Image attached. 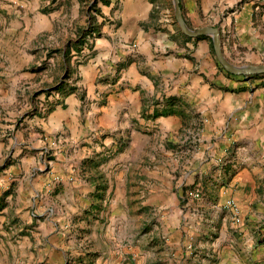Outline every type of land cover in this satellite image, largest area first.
<instances>
[{"label":"crops","instance_id":"0c3cea01","mask_svg":"<svg viewBox=\"0 0 264 264\" xmlns=\"http://www.w3.org/2000/svg\"><path fill=\"white\" fill-rule=\"evenodd\" d=\"M30 1L40 11L49 3L0 0V12L23 13L28 19ZM180 1L189 27L191 21L195 26L219 29L228 60H244L245 64L240 66H258L264 61V12L259 18L253 14L254 6L263 3L261 0ZM62 11L49 14L38 11L41 25L37 23V30L52 27L50 20L59 18ZM102 21L101 38L95 44L93 59L81 70L79 84L91 104L83 107L79 94L70 95L44 124L51 137L65 139L67 146L79 150L82 158L99 160L100 177L88 169L85 182L73 186L64 182L63 190L57 193L50 182L54 169L39 177L31 175L26 187L20 183L24 192L22 204L12 209L10 196L9 206L0 211V264H58V260L68 258L71 242L59 238L58 218L48 221L49 229L44 225L36 233L28 229L33 223L28 216L32 208L28 194L42 189L56 194L52 205L66 217L82 209L90 211V221H83L82 227L92 243L89 259L93 264L104 261L120 264L122 256L117 254L121 253L123 241L133 237L127 233L125 222L133 205L147 212V216L159 208L168 220L161 229L153 227L142 235L155 241L154 250L161 248L156 244L162 238L167 241L163 251L168 245H180L190 225L197 235L215 238L220 264H264V79L250 86L239 78L197 71L198 61L183 57L186 50L172 38L169 10L156 12L151 0H119L109 7L103 6ZM127 60V68L113 85L109 81V76L113 77L112 67ZM151 76L160 78L162 94L157 92ZM154 97L161 101L174 97L177 102L164 117L153 119L154 106L145 108V104ZM143 114H150V118ZM144 131L157 133L166 141L174 138L179 144L195 145L191 147L194 149L191 157L199 165L187 161L190 166L180 179L179 195L172 190L170 174L146 166L139 171L132 167L139 163L140 156L156 161V155L147 151L155 148L156 143L151 142L156 134ZM97 136L104 137L106 147L115 149L118 140L130 136L131 156L116 153L104 159L94 158L98 151ZM17 144L25 143L16 140L12 152ZM39 147L42 149V144ZM158 147L164 156L173 155L167 145ZM3 149L5 143L0 139V152ZM24 156L9 167V174L29 172L30 159ZM208 177L214 183L202 195L204 198H191L189 185ZM8 186L9 179L0 174V197ZM183 187L187 188L185 198L190 201L186 206L179 202ZM228 199H234L240 207L238 223L225 208ZM176 207L180 213L185 210L186 217L191 216L189 222L186 218L182 222L181 217L179 222L172 219L169 213ZM192 208L196 219L189 214ZM209 208L215 212L211 216L207 215ZM11 211L19 219V232H23L19 236L8 232ZM95 212H99L100 220ZM149 256L155 259V254ZM174 262L169 256L162 260V264Z\"/></svg>","mask_w":264,"mask_h":264},{"label":"rangeland","instance_id":"374dc122","mask_svg":"<svg viewBox=\"0 0 264 264\" xmlns=\"http://www.w3.org/2000/svg\"><path fill=\"white\" fill-rule=\"evenodd\" d=\"M47 1L49 3L41 11L36 10L34 3L30 1L27 7L28 19L23 17V13L8 15L6 12H0V139L5 143V149L0 152V174L9 179L8 189L0 197V211L9 206L8 198L10 196L13 203L12 209H16L22 204L24 192L19 188L20 183L26 187L31 175L39 177L54 169L53 178L50 179V182L51 185H54L52 187H55L56 193L63 190L62 184L64 182L70 186L76 182H85L88 169H91L97 178L100 177L99 163L97 164L99 160L82 158L83 155L80 156L79 150L75 151L72 147L67 146L65 139H61L59 136L51 137V133L46 131L44 124L70 95L79 94L83 107L91 104L79 87L81 70L93 59L95 44L101 38V26L104 22L102 21L103 6L109 7L119 0ZM151 1L154 3L156 12H162L163 9L169 10L171 25L174 30L172 38L182 46V49L186 50L183 52V57L194 63L198 61L197 71L202 70L206 73L212 71L227 77V79L239 78L241 81H246L247 84L249 82L248 85L250 86L264 79V74L244 77L227 73L216 58L211 37L191 38L182 32L175 17L172 0ZM261 2L263 3L257 4L253 8L254 18H259L264 12V0ZM61 9L63 11L59 18L50 20L52 27L37 30V23L41 25V20L38 19V11L49 14L54 11L61 12ZM190 24L192 30L204 28L201 25L195 26L191 21ZM238 57H243V55ZM230 62L235 65L245 64V61L240 59L238 61L234 59V62ZM128 63L129 60L112 67L113 77L111 76L110 79L109 76V81L113 82V85L119 81ZM201 63L202 68H200ZM258 65H264V61ZM151 79L155 81L157 92L162 94L163 88L160 86V78L155 79L151 76ZM162 100L154 97L145 104V108L154 106L155 111L151 116L153 119L164 117L168 108L173 107L174 103L177 102L174 97ZM162 106L163 109H161ZM149 116L150 114L144 115V117ZM145 133L152 136L156 134L151 142L152 144L156 143L153 145L155 148L147 149L148 152L156 155V161L152 162L146 156H140L139 163L132 167L136 168L135 171H139L140 168L146 166L150 167L151 170H159L162 174H170L169 182L172 183V190L178 194V191L181 190L179 188L180 179L187 171L186 167L190 166L187 161L192 162L191 152L194 149L191 147H195V145L189 147L185 143H177L174 138L166 141L161 139L157 133L144 131ZM184 135L191 136V133H184ZM19 139H22L25 144H17L12 152L13 144ZM104 141V137L97 136L95 143L98 151L96 150L97 153L94 158L101 157L104 159L116 153L131 156L130 136L118 140L117 145H115L117 149L106 147L103 144ZM40 144H42V149L39 147ZM158 145H167V150L172 151L173 155L164 156ZM83 152L82 149L81 154ZM16 154H20V156L17 157ZM25 154L28 156L27 159H30L29 172L9 174V167L24 158ZM192 163L194 166L199 165L197 161ZM34 168L36 169L33 170ZM212 182L211 177L203 180L197 179L195 183L189 185V189L198 191L203 195L211 187ZM185 189L187 188H182L183 198H179L182 206L190 203L185 198ZM44 191L42 189L38 193L28 194V204L32 206L28 210V216L33 221L28 226L29 231L39 232L43 225L49 229L48 221L52 218H58L59 230L57 233L59 238L71 242L68 258L58 260V264H93V261L89 259L92 243L89 242V238L85 234L86 228L82 227L83 221H90V211L82 209L72 217H66L52 205L55 203L56 194ZM137 207L133 205V209L128 212L125 221L127 222V233L133 237H127L123 241L121 253L118 252L117 254L118 257L122 256L120 264H162V260L167 256L175 261V264H220L221 260L218 259L219 251L217 242L214 241L215 238L213 239L207 234L200 233L197 235L196 230L191 229L190 225H188L186 237L182 238L180 245H168L163 251L161 249L167 244V241L162 238L156 244V247L159 245L161 248L154 250L155 241L150 240L148 236L143 238L142 235L144 232L151 231L153 227L161 229V226L165 225L168 220L164 219V212L160 211L159 208H155L150 212V216H147V212L137 210ZM193 209L195 208H192L189 214H194L192 219H196V213ZM182 211L180 213L176 207L169 214L177 222H179L180 217L182 222L185 218L189 222L191 216L186 217V211L183 209ZM11 212L8 232H12L13 236H19L23 233L19 232V219L13 215L14 211ZM214 213L209 208L207 215L211 216ZM95 215H98L97 220H100L99 212H95ZM142 219H146V221L144 222ZM132 241L134 243L130 245ZM149 254H155V259L151 258ZM102 264L113 263L104 261Z\"/></svg>","mask_w":264,"mask_h":264},{"label":"water","instance_id":"95a60500","mask_svg":"<svg viewBox=\"0 0 264 264\" xmlns=\"http://www.w3.org/2000/svg\"><path fill=\"white\" fill-rule=\"evenodd\" d=\"M175 8V17L182 30V32L191 38H198L201 36H209L212 38L215 48V54L218 62L224 68V70L235 76H254L259 74H264V65L251 66V65H235L230 62L224 55L222 40L220 31L217 28L213 27H204L198 30H192L186 23L183 11L181 8L180 0H172Z\"/></svg>","mask_w":264,"mask_h":264},{"label":"built area","instance_id":"2783aa9c","mask_svg":"<svg viewBox=\"0 0 264 264\" xmlns=\"http://www.w3.org/2000/svg\"><path fill=\"white\" fill-rule=\"evenodd\" d=\"M188 195L193 199H201L202 195L198 191H190L188 192ZM225 208L228 210V212L233 216V219L236 223L240 222V207L238 203L234 199H228L225 204Z\"/></svg>","mask_w":264,"mask_h":264}]
</instances>
